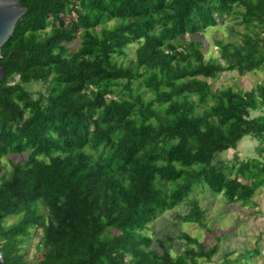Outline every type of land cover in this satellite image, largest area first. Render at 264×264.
Instances as JSON below:
<instances>
[{"label":"trees","instance_id":"16d2710c","mask_svg":"<svg viewBox=\"0 0 264 264\" xmlns=\"http://www.w3.org/2000/svg\"><path fill=\"white\" fill-rule=\"evenodd\" d=\"M19 2L28 10L0 55L4 262L210 260L218 243L182 232L191 246L173 254L146 229L184 201L177 217L206 226L198 190L247 204L264 185V83L214 91L207 79L264 71V0ZM231 12L250 31L216 39L207 58L196 35ZM132 44L135 57L120 61ZM245 135L261 140L258 155L218 158ZM34 237L39 254L29 258Z\"/></svg>","mask_w":264,"mask_h":264},{"label":"rangeland","instance_id":"374dc122","mask_svg":"<svg viewBox=\"0 0 264 264\" xmlns=\"http://www.w3.org/2000/svg\"><path fill=\"white\" fill-rule=\"evenodd\" d=\"M241 16H235L234 12L226 14L218 19L216 26H209L196 37L202 40L206 57L217 56L218 47L216 39L241 40L243 33L250 31L245 23L239 22ZM79 39L70 45L76 48ZM136 44L130 45L124 55L119 56L120 61H129L135 57ZM214 91L226 86H232L237 90H249L257 84L264 83V71L252 70L240 73L237 70L222 72L216 78H207ZM39 88V84H32L31 90ZM259 139L252 135H245L238 143L236 150L229 149L218 155L225 160L245 159L258 155L261 146ZM264 155V154H263ZM13 158H23L21 155H12ZM199 199L202 207L206 209L205 223L202 226L196 222H186L177 217L178 213H184L190 208V202L184 201L171 210L161 213L157 219L150 223L146 231L154 238L163 239L170 247L173 254H178L189 248L191 244L181 238L182 232H188L193 237L203 241L207 246L218 243V251L208 259H200L201 264H264V185L260 187L247 204L241 202L229 203L221 194L212 193L209 189L198 190L193 194ZM15 217H10L7 223H12ZM173 236V240L168 237ZM38 237H34L28 247L27 256L33 258L39 254L36 248ZM196 246V245H195ZM26 248V247H25ZM261 249V252H257ZM250 250V257L242 256V253ZM1 253V252H0ZM226 260V261H225Z\"/></svg>","mask_w":264,"mask_h":264},{"label":"water","instance_id":"95a60500","mask_svg":"<svg viewBox=\"0 0 264 264\" xmlns=\"http://www.w3.org/2000/svg\"><path fill=\"white\" fill-rule=\"evenodd\" d=\"M28 10L27 6L20 4L19 0H0V55L2 45L13 34L18 20ZM5 74V68L0 65V79ZM0 264H6L0 255Z\"/></svg>","mask_w":264,"mask_h":264},{"label":"built area","instance_id":"2783aa9c","mask_svg":"<svg viewBox=\"0 0 264 264\" xmlns=\"http://www.w3.org/2000/svg\"><path fill=\"white\" fill-rule=\"evenodd\" d=\"M0 255H1V253H0Z\"/></svg>","mask_w":264,"mask_h":264}]
</instances>
